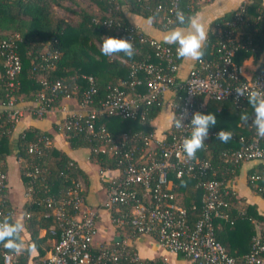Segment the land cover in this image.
<instances>
[{"label": "built area", "instance_id": "1", "mask_svg": "<svg viewBox=\"0 0 264 264\" xmlns=\"http://www.w3.org/2000/svg\"><path fill=\"white\" fill-rule=\"evenodd\" d=\"M157 0L150 3L144 0V9L159 16L163 27L177 24L176 11L185 15L205 0ZM250 0H242L233 11L232 17L217 25L214 29L216 38V59L202 58L195 61L180 79L179 59L176 55L175 44H166L163 41L149 37L140 28L131 23H122L112 10H117L115 0H108L104 16L92 18L94 23H101L103 27L114 29L122 34L121 38L131 40L134 53L142 54L139 61L129 64L130 79L120 80L119 86L109 87L104 99L95 107L92 103V94L95 92L93 80L86 77L88 86L84 89L78 102V108L69 111L66 116L54 125L56 131L65 139V133L83 132L88 141H95L92 152L101 155L117 157L118 174L106 178L105 196L100 207L111 209L116 214L111 221L116 225L127 226L131 232L152 235L155 241L165 250L181 254L195 264H236V257L227 253L224 247L214 238L212 219L225 218L222 209L226 207L221 195L222 181L217 179H201L198 186L202 189L199 212L192 223H188V212L177 203L172 192L169 173L176 177L204 174L209 169L206 160L188 158L182 152L181 141L190 136V121L192 114L200 112L204 107L202 99L214 101L230 100L235 106L247 99L246 96H237L236 87L259 89L264 87V54L263 61L253 76L244 78L241 67L232 60L238 48H246L250 38L240 39L238 28L244 21L247 5ZM264 38V33L262 34ZM14 35L0 41V55L3 58L4 78L10 89L16 84V76L20 72L21 64L16 52ZM143 47L147 49L143 50ZM141 50L142 53H141ZM57 51L53 50L51 58H56ZM143 74L139 79L136 74ZM41 91L32 109L36 118H42L50 109L46 103L54 100L56 92L63 89L60 80L39 79ZM59 85V86H58ZM143 86L144 92L136 90V86ZM122 86L129 88L125 92ZM174 91L175 103L168 104L174 115L183 116V128L174 127L173 120L170 126L157 136L154 131L136 133L133 135L121 134L118 138H111L103 126H95L100 115L116 116L120 118L139 117L144 121L147 109L153 103L161 100L167 91ZM67 97V96H65ZM10 127L19 121L21 110L14 105L12 98L3 106ZM254 118V111L249 114L250 124ZM251 135L245 139L239 137L240 145L229 152L222 151L224 161L236 166L241 162L254 159H264V139L257 137L252 127ZM220 130H208V136H216ZM141 142L137 148L135 142ZM53 145L47 135H39L29 142L26 151L30 154L41 155L44 150ZM20 159L18 158L17 161ZM39 172L33 168L32 176ZM102 171H100L101 173ZM250 180L258 178L249 176ZM7 175L0 158V219L11 216L14 211L7 204L5 198ZM84 183L81 179L69 187L64 197L56 200L48 198L45 206L51 208L53 223L44 234L53 237L51 249L37 259H28L25 263L18 262V254L9 252L0 245V264H117L121 252L116 247L100 244L92 252V240L97 233V208L88 207L84 202ZM30 190L24 192L29 199ZM28 214H22L26 218ZM45 217H48L47 214ZM256 231L251 237L249 251L245 254L247 264H264L261 254L264 252V224L254 223ZM263 232V234H259ZM50 237V238H51ZM133 261H138L133 251L129 255ZM148 264H163L160 260H150Z\"/></svg>", "mask_w": 264, "mask_h": 264}, {"label": "trees", "instance_id": "2", "mask_svg": "<svg viewBox=\"0 0 264 264\" xmlns=\"http://www.w3.org/2000/svg\"><path fill=\"white\" fill-rule=\"evenodd\" d=\"M65 1L74 3V0H0V41L17 35L14 44L21 64L20 72L16 76L17 84L13 89H10L4 78L3 58L0 55V103L3 106L8 102L9 97L12 98L16 106L25 101L36 102L37 93L41 91L39 83L41 78L48 81L57 79L64 84L63 89L56 92L54 100L46 103L47 109L59 104L65 96L73 97L78 103L84 89L88 86L86 77L90 76L95 92L92 94V103L89 104V107H95L104 99L109 87L119 86L120 80L128 81L130 79L129 64L139 61L142 54L134 53L132 57H128L124 53L111 57L102 55L95 43L101 46L102 37L115 36L121 38L122 34L117 33L114 29L103 27L101 23H94L92 18L96 15L83 9L76 10L64 7ZM91 1L98 7L100 11L98 15L102 19L108 0ZM156 1L149 0L150 3ZM115 2L118 8L112 10L111 14L117 16L122 23L129 24L125 16L126 13H123L127 12L148 22L151 21V25L160 30L180 26L177 23L170 27H163L157 14L144 9V0H115ZM184 2L185 0L183 4ZM56 7L64 9L69 16L63 17L55 14L54 8ZM251 7L254 14L253 17L248 18ZM256 8V3L247 5L244 21L238 28V37L240 39L249 37L250 44L246 48H238L234 52L232 60L236 65H240L245 58H250L253 61L259 60L258 66L263 61L264 38L262 34L264 33V22ZM196 9L197 6L186 16L193 15ZM232 13L220 16L211 22L207 31L208 41L203 49V58L216 59L214 29L225 20H229ZM53 50L57 51L56 58L50 57ZM143 50L147 51L145 47ZM181 60L179 59V63ZM136 76L142 79L143 74L138 72ZM122 88L125 92L130 93L126 86H122ZM136 90L144 92L141 85L136 86ZM199 99L203 100L202 97ZM164 105L163 99H161L149 106L144 121H141L138 116L120 118L100 115L95 121V126L96 128L103 126L113 139L124 133L133 135L151 132L150 121L158 115ZM251 110L252 106L248 99L240 102L238 106H235L230 100L205 99L204 107L200 112L203 114L211 112L217 117V124L210 126L209 130L230 131L233 133V138L227 143L219 141L217 135L205 139L204 147L198 150L195 155L199 159L209 162V169L204 174L176 177L173 172L169 173L172 192L177 203L187 210L188 223H192L196 218L201 205L202 189L197 185L198 181L202 178L222 181L221 197L226 202V207L222 209V212L226 214V217L212 219L213 235L227 253L236 257V264H247L244 256L249 251L251 237L258 234L254 223L264 224V214L258 213L255 205L246 203L244 198L238 197L236 193L225 186L226 181L236 174L242 162L236 166L226 163L222 151L229 152L237 149L240 145L239 137L243 136L247 139L251 135L250 119L248 124L240 120L241 114L249 115ZM33 117L36 118L34 115ZM9 126L6 110L3 108L0 110V158L2 160L10 151L9 145L13 127H10L9 132H7ZM39 135H47L51 138V135L46 131L28 127L20 131L13 139L15 157L20 159L18 161V174L25 191L30 190V197L23 206V212H26L28 216L23 218L22 223L25 226L24 231L28 234L26 241L33 244L35 250V255H31V252L18 254L19 263H25L29 258L37 259L52 247L53 237L48 234L39 235L41 229H46L53 223L51 208L45 206V200L48 198L56 200L64 197L67 189L73 186L78 178L84 183V196L89 185L83 170L61 150L51 146L45 149L41 155L28 153L26 151L28 143ZM65 141L72 149L86 148L89 158H92L98 165L99 172L105 169H118L117 157L93 153L92 147L95 141L89 142L88 136L83 132L65 133ZM135 144L137 148L142 146V143L138 141ZM262 145L264 146V142ZM254 160L258 163L248 170L246 182L248 187L264 200V159ZM34 167L39 169V172L32 176ZM252 174L258 178L250 180L249 176ZM6 190L7 186L5 193ZM46 214L48 217H45ZM129 234L130 237L140 235L131 231ZM259 234H263V232L260 231ZM47 239L49 242L44 246ZM112 247H116L121 252L117 264H148L150 261L147 259L131 260L129 255L133 252V248L122 245L120 242L115 243ZM94 249L92 248V252H95ZM261 256L264 258V252ZM65 264L73 263L68 261Z\"/></svg>", "mask_w": 264, "mask_h": 264}, {"label": "crops", "instance_id": "3", "mask_svg": "<svg viewBox=\"0 0 264 264\" xmlns=\"http://www.w3.org/2000/svg\"><path fill=\"white\" fill-rule=\"evenodd\" d=\"M241 1L242 0H205L197 5V9L193 15L203 18L205 30L208 31L213 20L233 12ZM90 2L93 3L91 0ZM255 3L257 4L256 9L259 10V16H261V19L264 22V0H250L249 5H254ZM93 5L96 7L99 14L100 11L98 10V7L94 3ZM253 11L254 10L251 7L248 13V18L253 17ZM123 13H126L125 16L127 17L129 23L140 28L145 34L163 41V36L167 30L154 28L147 20L141 19L138 16L127 12ZM258 62L259 60L253 61L250 58L243 59L239 66L241 67L244 78L253 76L259 65ZM193 64V61L181 60L178 77L182 79L187 70ZM175 96L176 94L174 91H167L162 98L163 104L165 105L161 108L158 115L150 121V126L157 136L165 132L171 124L172 110L168 104L175 103ZM202 101L204 103L205 99ZM34 106L35 102L30 101L18 104V107L21 110V117L13 127L12 135L10 137V151L3 158L4 169L7 175V190L5 194L8 205L14 211V219H19L21 222L23 221V206L28 199L24 196L25 187L23 186L18 174V161L15 157L13 139L20 131L28 127H35L48 132L51 135L53 142L52 146L72 158L76 162V165L83 170L88 178L89 185L85 191L84 202L88 207L97 208L95 218L97 233L92 240V248H95L100 244L113 246L115 243L117 244L120 242L122 245H127L133 248V251L139 259H158L163 264H191L190 261L183 256L169 252L162 248L155 241L152 235L140 234L130 237V229L127 226L116 225L111 221V216H114L116 212L111 209L100 207L105 196L104 179L116 176L118 171L116 169H105L100 173L98 165L92 158H89L88 150L86 148H70L63 135L54 129V124L61 121L69 111H73L78 108L76 100L69 96L62 98L59 104L48 110L42 118L33 117L31 111ZM3 108V105L0 103V110ZM257 163L258 161L256 160L242 162L236 174L226 181L225 186L236 193L238 197L244 198L246 203L255 205L258 213L264 214V200L257 196L248 187L246 182L248 170ZM39 235H44L42 229L39 231ZM21 238L26 241L28 239V234L23 231ZM48 242L49 239L46 240L44 246L47 245ZM30 254L35 255V250L33 249Z\"/></svg>", "mask_w": 264, "mask_h": 264}, {"label": "clouds", "instance_id": "4", "mask_svg": "<svg viewBox=\"0 0 264 264\" xmlns=\"http://www.w3.org/2000/svg\"><path fill=\"white\" fill-rule=\"evenodd\" d=\"M175 15L180 26L168 29L163 36V42L177 45L176 55L178 59L193 62L202 60L203 49L208 41V32L205 30L203 18L194 15L186 16L180 10H177ZM100 52L107 57L119 53L132 57L134 55V47L129 39L104 36L102 37ZM235 92L238 97H247L254 111L251 125L255 129L257 137L264 139V87L250 89L241 86L236 87ZM183 119V116L174 115L172 117L174 127L177 129L183 128L185 126L182 122ZM240 120L248 124L249 115L241 114ZM216 124L217 117L211 112L207 114L201 112L193 113L190 121L191 134L181 141L182 152L188 158H195L197 151L204 147L209 127ZM232 138L233 133L230 131L221 129L217 133V139L223 143H227ZM24 228L25 226L21 220H13L10 215L0 219V245L12 253H30L34 245L27 243L21 238Z\"/></svg>", "mask_w": 264, "mask_h": 264}, {"label": "rangeland", "instance_id": "5", "mask_svg": "<svg viewBox=\"0 0 264 264\" xmlns=\"http://www.w3.org/2000/svg\"><path fill=\"white\" fill-rule=\"evenodd\" d=\"M64 7H69L73 9H83L93 15H98V11L96 10V7L93 5V3L90 2V0H74V3L65 1L64 2ZM55 14L63 17H68V13L62 9V8H54ZM97 48L100 50V45L98 43H95Z\"/></svg>", "mask_w": 264, "mask_h": 264}]
</instances>
